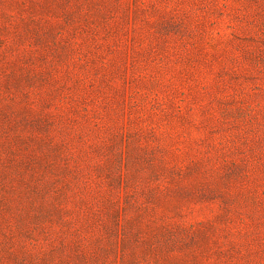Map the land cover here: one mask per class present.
Instances as JSON below:
<instances>
[{
    "label": "rangeland",
    "instance_id": "obj_1",
    "mask_svg": "<svg viewBox=\"0 0 264 264\" xmlns=\"http://www.w3.org/2000/svg\"><path fill=\"white\" fill-rule=\"evenodd\" d=\"M0 264H264V0H0Z\"/></svg>",
    "mask_w": 264,
    "mask_h": 264
}]
</instances>
